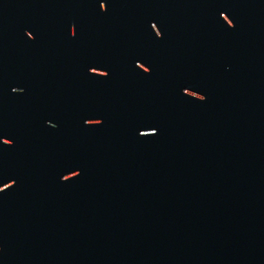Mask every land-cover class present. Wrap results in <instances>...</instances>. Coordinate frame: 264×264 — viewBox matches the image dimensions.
I'll return each mask as SVG.
<instances>
[{
	"label": "water",
	"instance_id": "95a60500",
	"mask_svg": "<svg viewBox=\"0 0 264 264\" xmlns=\"http://www.w3.org/2000/svg\"><path fill=\"white\" fill-rule=\"evenodd\" d=\"M48 5L63 59L2 124L0 264H264V0Z\"/></svg>",
	"mask_w": 264,
	"mask_h": 264
},
{
	"label": "flooded vegetation",
	"instance_id": "af4514ba",
	"mask_svg": "<svg viewBox=\"0 0 264 264\" xmlns=\"http://www.w3.org/2000/svg\"><path fill=\"white\" fill-rule=\"evenodd\" d=\"M50 13L48 0H0V134L6 117L11 121L23 103L19 89L28 96L34 88L45 91L50 65L63 59L66 23L55 24ZM79 33L74 32V42L81 41ZM63 65H56L59 73Z\"/></svg>",
	"mask_w": 264,
	"mask_h": 264
},
{
	"label": "snow or ice",
	"instance_id": "6c2138e0",
	"mask_svg": "<svg viewBox=\"0 0 264 264\" xmlns=\"http://www.w3.org/2000/svg\"><path fill=\"white\" fill-rule=\"evenodd\" d=\"M152 27H153V25H152Z\"/></svg>",
	"mask_w": 264,
	"mask_h": 264
}]
</instances>
